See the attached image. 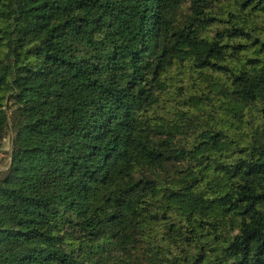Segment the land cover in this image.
<instances>
[{
	"label": "trees",
	"instance_id": "trees-1",
	"mask_svg": "<svg viewBox=\"0 0 264 264\" xmlns=\"http://www.w3.org/2000/svg\"><path fill=\"white\" fill-rule=\"evenodd\" d=\"M8 131L0 264H264V0H0Z\"/></svg>",
	"mask_w": 264,
	"mask_h": 264
},
{
	"label": "rangeland",
	"instance_id": "rangeland-1",
	"mask_svg": "<svg viewBox=\"0 0 264 264\" xmlns=\"http://www.w3.org/2000/svg\"><path fill=\"white\" fill-rule=\"evenodd\" d=\"M179 84H182V82H180ZM10 150H11V132L8 131L6 139L4 140L3 147L0 151V171L4 170L8 165Z\"/></svg>",
	"mask_w": 264,
	"mask_h": 264
}]
</instances>
